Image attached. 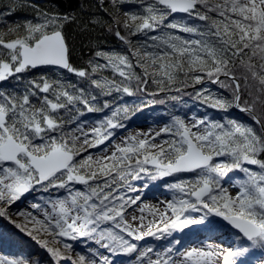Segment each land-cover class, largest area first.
<instances>
[{
  "label": "snow or ice",
  "instance_id": "obj_1",
  "mask_svg": "<svg viewBox=\"0 0 264 264\" xmlns=\"http://www.w3.org/2000/svg\"><path fill=\"white\" fill-rule=\"evenodd\" d=\"M122 2L78 0L69 10L34 6L33 19L0 30V219L45 249L55 264H112L99 249L112 256L139 253L133 264H144L153 249L140 251L133 241L214 216L235 230L233 244L169 247L147 264H245L250 251L264 254V0H140L143 12L123 11L121 21ZM177 13L204 23L169 19ZM5 15L11 13L0 12V21ZM105 24L126 51L96 50L85 65L75 64L68 30L86 34ZM105 69L111 79L99 75ZM11 81L16 83L4 86ZM150 84L160 91L193 87L194 99L208 108L225 114L238 109L250 122L173 115L159 130L124 137L108 153L114 130L125 127L119 112L127 116L128 109L101 97L133 96ZM80 105L112 115L86 131L75 115ZM99 145L106 146L104 154L94 158L88 149ZM232 172L243 174L232 183L235 194L222 183ZM144 176L172 178L165 184L173 196L160 202L162 209L143 204L148 185L138 188L132 181ZM37 191L58 195L31 204L39 215L10 211ZM81 238L98 248L89 247L90 256L66 255L73 245L65 240ZM0 264L41 261L0 255Z\"/></svg>",
  "mask_w": 264,
  "mask_h": 264
},
{
  "label": "trees",
  "instance_id": "obj_2",
  "mask_svg": "<svg viewBox=\"0 0 264 264\" xmlns=\"http://www.w3.org/2000/svg\"><path fill=\"white\" fill-rule=\"evenodd\" d=\"M212 2L220 3L221 0H212ZM77 3L78 0H0V12H3L5 14L11 13L10 16L5 15L3 21H0V30H3L5 28V25L11 26L13 23L19 24L23 23L26 19H33L34 6H38L40 8H47L55 4L58 5L62 10H69L71 8H75ZM91 3L94 4L95 0H91ZM123 11H128L130 13H142L143 7L140 3V0H123L121 6V13ZM172 17H170L169 19H171ZM104 19H107V17L105 16ZM174 19V21H179L180 23H195L198 26H202L204 23L201 21H193V19L187 17L186 14L176 15ZM121 31H123V29H121ZM68 33L70 43L73 45V61L78 66L85 65L87 60L90 57H93L94 51L96 50H114L121 53L126 51L123 43L112 34L106 24L101 27H97L95 30H92L86 34H81L80 32L72 28L68 30ZM180 34L185 36L187 35L183 33ZM133 39L135 40V38ZM100 62L104 63V61L102 60ZM137 71H139V69H137ZM34 75L38 77L39 72L35 73ZM99 75L108 77L109 79L112 78V73L108 69L101 71ZM31 78L33 77H27V79ZM69 79H71L73 82H78V78L76 77L70 76ZM117 79L119 78L117 77ZM15 83V81H11L10 83H5L4 86L10 87V84ZM210 87L215 91H225L224 89H218V86L216 85H211ZM176 88H180L181 90L177 91L175 90V88H173L171 91H160L155 84H150L145 92H137L133 96L114 93L113 96L116 97V99H113V97H101V102H103L104 99H108L112 101L114 108H127V116H125L124 111H120L118 116L120 121L125 126L135 121L139 122L141 119H146L151 122H162L171 120L172 116L177 114L196 115L199 113L202 117L208 116L211 119L221 120L227 115L229 118L242 120L244 122H250L248 120V117L244 113H241L238 109H230L229 112L225 114L223 112L208 108L200 101L194 99L195 91L193 87H184L182 85L177 84ZM99 106L100 105H97V107ZM75 115L76 118L80 121L87 119L97 124V122H99L100 120L106 117H111L112 113L108 109H103L99 112L89 113L84 109L82 105H80L79 111L78 113H75ZM122 128L115 129L114 133ZM242 176L243 174L239 172H232L229 173L228 176L223 179V181L230 180L231 183H233L237 178H241ZM144 177L145 178H143V180L139 181H146L148 188H152V186H157L159 184L160 180L153 181L147 176ZM166 193H171V195H173V192L170 191L168 188L166 189ZM56 194L58 195V193ZM49 195V193L37 191L36 194H31L29 198L35 200L36 203L43 204ZM19 203L20 202L17 201L14 205H12L10 211L13 213H16L17 211H22L21 203ZM199 214L202 215V213ZM13 218L17 220L21 219L18 216H13ZM208 221L213 222L214 225L217 224V221L214 216H210L208 218ZM0 233L3 234V239L0 240V255H6L14 258H22L30 261L40 260L41 264H55V262L51 260L50 255L46 252L45 249L41 248L34 240H32L26 234L16 229L14 225H12L9 221L0 219ZM230 233L233 239H235V231L230 230ZM173 234L174 233L168 234V236H170V239L173 238ZM81 239L77 241L65 240V242L71 243L73 245V250L65 254L70 255L73 259L77 258V254L88 255L89 252L86 248V242H81ZM83 239L87 240L86 238ZM162 243L163 242L160 240V238L152 239L151 247H156L160 244L162 245ZM176 244L177 243L175 242L174 245ZM50 246L59 247L61 248V250H63L62 245L60 244H50ZM260 254L261 250L259 249H254L250 251V253L243 258L245 260V264H254L253 259L258 257ZM114 257L116 259L119 258L120 260L125 261L128 255L119 254ZM61 264H71V262L61 261Z\"/></svg>",
  "mask_w": 264,
  "mask_h": 264
},
{
  "label": "rangeland",
  "instance_id": "obj_3",
  "mask_svg": "<svg viewBox=\"0 0 264 264\" xmlns=\"http://www.w3.org/2000/svg\"><path fill=\"white\" fill-rule=\"evenodd\" d=\"M122 13L120 14V19L123 21L124 17ZM173 16L174 17H172L170 20H175L174 18L176 15H173ZM175 22L180 23L179 21H175ZM176 34L182 35L180 33H176ZM149 71H151V69H149ZM199 87L200 86L198 85L196 89H199ZM177 115H180L181 117L191 118L195 114L193 115L177 114ZM195 116L198 118L202 117L200 113L196 114ZM81 122L85 123L86 131L88 130V128L96 125L93 121H90L87 119H84ZM170 122L171 120L162 121V122H151L146 119H141L139 122L135 121L133 123H129L127 126L115 132V135L112 138V142L107 143V147L105 145H99L96 148H89L88 152L91 153L94 158L102 156L104 154L102 150H104L105 147H106V151L110 153L113 150V145L120 143L124 137L130 136V135H136L137 133L149 132L150 130L152 131L159 130L160 128L164 127ZM79 146L80 145L78 144V147ZM183 178L185 179L189 178V174H183ZM165 181H168L169 183H171L172 178L170 177L164 178V180L159 181V184L157 186H152V188H148L147 186V188H144L142 190L141 198H142L143 204L148 205L149 207L156 206L161 209L163 208V204H161L160 202L171 199L173 196L171 195V193L170 194L166 193L167 186L165 184ZM132 183L138 188L144 184H147L146 181H143V182L142 181H132ZM222 183H224V185L229 188L230 192L235 194V189L232 187V183L230 180H225ZM31 194H36V192H33ZM31 194H26V198L22 197L21 201H18L21 203V210L22 211H32L34 214L39 215V213H37L36 210L31 208V204L36 203L35 200L29 198ZM56 195H57L56 192H53L51 193V195H49L46 198V200L50 198H55ZM128 195L134 196L136 195V193H128ZM134 214L137 216L140 215L138 211H136ZM144 215L147 217V219L149 220L152 219V217L148 215L147 209L145 210ZM191 215L194 217L200 216L199 213H192ZM127 218L131 221L129 217ZM214 218L217 221V224L215 225L213 222H210L208 220L205 221L203 224L191 225L189 228L184 229L183 231H173L172 233L174 234L172 236L173 238L171 239L169 238L170 236H168V233H164V234L157 233L155 236H145L144 237L145 240L143 241H133V242L137 244L138 249L140 251L146 250L147 248H152L153 251L148 253V257H150L153 260L156 259L157 252L163 253L169 247H172L174 249L179 248L180 250H183L184 248L191 247V246H201L202 242L205 244L207 243L223 244L225 247L229 246L230 244H233L235 239H233V237L231 236V233H230L231 229L226 226H222V224L218 222L219 220L217 219V217H214ZM145 223H147V220L145 221ZM155 238H160V240L163 242L162 245L160 244V245H157L156 247H151V240ZM80 241L83 243L86 242L87 249L89 247L93 249L98 248V246L94 242L87 241L83 238ZM176 241H179V244L174 245ZM99 251L102 252L105 256H108L110 261H112V264H133V262L136 261L137 255L139 254V253H134L130 256L128 255L127 259L124 261V260H120L119 258L116 259L114 256H112L110 253H108L104 249H99ZM86 256H90V254L88 253V255ZM148 257L144 259V264H147ZM97 260H99L98 257H97ZM253 263L254 264H264V254L261 253L258 257L253 259Z\"/></svg>",
  "mask_w": 264,
  "mask_h": 264
},
{
  "label": "water",
  "instance_id": "obj_4",
  "mask_svg": "<svg viewBox=\"0 0 264 264\" xmlns=\"http://www.w3.org/2000/svg\"><path fill=\"white\" fill-rule=\"evenodd\" d=\"M173 15H181V13H177V14H173ZM217 219L219 220V222H220L222 225H224V226H226V227L232 229V228H231L230 226H228V225L226 224V222H224L221 218H218V217H217Z\"/></svg>",
  "mask_w": 264,
  "mask_h": 264
},
{
  "label": "bare ground",
  "instance_id": "obj_5",
  "mask_svg": "<svg viewBox=\"0 0 264 264\" xmlns=\"http://www.w3.org/2000/svg\"><path fill=\"white\" fill-rule=\"evenodd\" d=\"M128 217L131 219V216L130 215Z\"/></svg>",
  "mask_w": 264,
  "mask_h": 264
}]
</instances>
